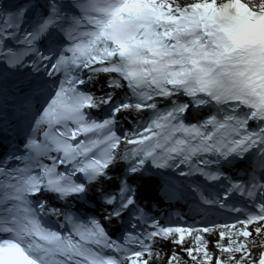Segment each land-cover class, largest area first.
Listing matches in <instances>:
<instances>
[{
	"label": "snow or ice",
	"instance_id": "snow-or-ice-1",
	"mask_svg": "<svg viewBox=\"0 0 264 264\" xmlns=\"http://www.w3.org/2000/svg\"><path fill=\"white\" fill-rule=\"evenodd\" d=\"M0 264H264V0H0Z\"/></svg>",
	"mask_w": 264,
	"mask_h": 264
}]
</instances>
